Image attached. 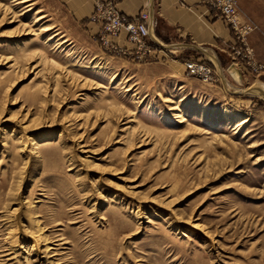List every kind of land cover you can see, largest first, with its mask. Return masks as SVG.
I'll return each mask as SVG.
<instances>
[{
  "label": "rangeland",
  "instance_id": "obj_1",
  "mask_svg": "<svg viewBox=\"0 0 264 264\" xmlns=\"http://www.w3.org/2000/svg\"><path fill=\"white\" fill-rule=\"evenodd\" d=\"M239 6L244 42L209 6L219 61L0 0V264H264V0Z\"/></svg>",
  "mask_w": 264,
  "mask_h": 264
},
{
  "label": "crops",
  "instance_id": "obj_2",
  "mask_svg": "<svg viewBox=\"0 0 264 264\" xmlns=\"http://www.w3.org/2000/svg\"><path fill=\"white\" fill-rule=\"evenodd\" d=\"M69 13L82 21L96 11L99 1L110 0H59ZM116 8L129 16H137L148 11L153 39L162 44L163 49L172 52L195 50L204 56L212 52L220 61V56H230L227 49L231 32L221 19H214L212 11L203 0H113ZM212 17V18H211ZM90 34H96L100 25L89 21ZM126 44L124 33L116 39ZM227 53V55H226ZM174 54V53H173ZM177 54V53H175ZM229 59V58H228Z\"/></svg>",
  "mask_w": 264,
  "mask_h": 264
},
{
  "label": "built area",
  "instance_id": "obj_3",
  "mask_svg": "<svg viewBox=\"0 0 264 264\" xmlns=\"http://www.w3.org/2000/svg\"><path fill=\"white\" fill-rule=\"evenodd\" d=\"M213 10L221 13L222 17L234 30L237 38L244 42L245 37L253 32L255 24L243 18L240 13L239 0H203ZM96 11L91 15L90 21L100 25L96 33L97 39L106 47L115 48L119 45L116 39L123 33L127 41L135 44L138 50L144 53H152L157 49H162V44L153 39V31L150 26V15L148 11L141 12L137 16H129L121 13L113 0L105 3L99 1ZM160 47V48H159ZM123 50H125L123 48ZM187 68L192 73L204 77L205 81L210 80V69L198 62L187 63Z\"/></svg>",
  "mask_w": 264,
  "mask_h": 264
},
{
  "label": "bare ground",
  "instance_id": "obj_4",
  "mask_svg": "<svg viewBox=\"0 0 264 264\" xmlns=\"http://www.w3.org/2000/svg\"><path fill=\"white\" fill-rule=\"evenodd\" d=\"M212 58L214 59V56H213ZM233 69H234V68H233ZM114 79H115V78H111V81L113 82ZM260 90H261V89H260ZM258 91H259V90L255 91V92H258ZM260 92H261L262 95H264V91H263V90L260 91ZM46 247H47V250H50V249H49L50 246H46Z\"/></svg>",
  "mask_w": 264,
  "mask_h": 264
}]
</instances>
